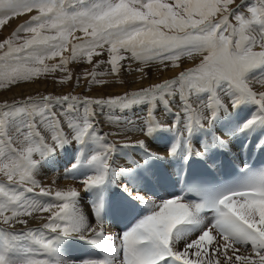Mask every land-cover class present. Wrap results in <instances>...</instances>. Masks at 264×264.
I'll use <instances>...</instances> for the list:
<instances>
[{"label":"snow or ice","instance_id":"1","mask_svg":"<svg viewBox=\"0 0 264 264\" xmlns=\"http://www.w3.org/2000/svg\"><path fill=\"white\" fill-rule=\"evenodd\" d=\"M234 3L0 0V26L36 12L0 43V84L31 80L57 69L68 73L60 81L66 83L72 79L67 67L70 62L86 58L92 64L94 56L105 53L108 59L96 62L85 74L92 76L90 83H103L96 77L105 73L95 69L105 63L111 66L110 73L118 74L125 60L159 61L167 67L165 62L177 66L185 55L201 57L195 68L178 77L124 96L83 100L71 95L45 96L40 101L0 106V175L7 181L0 183V224L27 226L24 217L45 221L39 228L23 232L0 227V264H264V170L251 171L245 166L240 182L210 192L198 202H186L183 197L156 201L136 194L149 214L116 236L106 234L100 204L93 205L95 222H90L81 210L79 190L54 191L36 179L41 162L67 145L69 137L80 146L69 171L87 169L79 180L83 192L102 190L117 175L131 174L132 169L114 166L118 148L107 140V135L123 133H100L93 106L101 111L105 106L124 111L147 105L138 128L144 138L119 148H140L155 159L182 153L187 161L222 145L214 138L202 146V152L193 147L192 138L198 132L211 131L221 113L228 114L242 104L251 103L256 111L238 132L264 128V91L254 90V85L264 86V0L248 6L246 14L240 11L243 4L233 9ZM77 31L87 39L73 44L70 57H64L69 37ZM21 33L30 35L22 37ZM57 56L58 65H45L47 59ZM258 69L262 70L260 76L254 75ZM160 105L168 114L166 123L156 120ZM158 131L175 136L163 155L150 153L145 143ZM139 166L134 164V168ZM36 189L39 196L51 200L38 201ZM43 212L49 215H34ZM70 237L85 240L101 256L66 260L61 244Z\"/></svg>","mask_w":264,"mask_h":264},{"label":"rangeland","instance_id":"2","mask_svg":"<svg viewBox=\"0 0 264 264\" xmlns=\"http://www.w3.org/2000/svg\"><path fill=\"white\" fill-rule=\"evenodd\" d=\"M251 5H256V3L252 0V4H250V6ZM236 8L237 7H233V9H236ZM241 12H244L246 14L247 9ZM32 13L34 14L24 15L23 18H20V19L14 20V18H12L5 25L0 26L1 27L0 28V43H2L6 39L11 38L12 34L21 25L28 23L31 20L32 16L36 15L35 11ZM29 35H30L29 33H21L22 37H27ZM76 37L80 39H77ZM85 39L87 38L84 36L80 37L79 31L73 33L72 36L69 37L68 47L62 53V55L64 57H70L72 45L83 43ZM17 43H22V40L18 41ZM107 59H108V56H107V53H105L102 56H94L92 64L87 63L86 58L83 61L77 60V61L70 62L67 67L71 72L72 79L68 80L66 83H61L60 81L68 73L61 72L59 71V69H57L55 71H49V72L43 73L38 78H33L31 80H21L19 82L12 83V84H8V83L0 84V106H4L6 104L7 105H22V104L30 102V100L40 101L45 96H51L53 98H56V97H62L65 95H71V96L79 97L81 100L85 98L87 99H108V98H112L116 96H124L125 94H131L133 92H138L142 89H147L156 84H160L165 81L178 77L180 72L188 71L189 69L195 68L200 63L201 57L199 54H193L190 56L185 55L181 58L180 61L177 62V66H173L172 62L170 61L167 63V67H165V65L161 66V64L159 63V66L151 72H142L138 70L140 67L145 66V63H141L135 60H125L121 62L124 66L119 69L118 74L110 73L109 70L111 66L105 63V64L100 65L99 68L95 69L98 72L105 73L104 75L96 77L97 81H103V83H90L92 81V76L91 75L86 76L85 74L93 70L94 64L96 62L100 60L106 61ZM59 63H60V56H57L55 58H49L45 61V65L49 68H51L53 65H58ZM149 65H153V64H149ZM255 72H257V70ZM77 81H79L78 84H77ZM177 100H178V97H177ZM248 104L249 103L242 104L240 106L242 113L244 112L245 108H250L249 109L250 112L252 111L253 104L250 103L249 104L250 106ZM93 107L96 109L95 120L99 119L104 124L101 126V129L97 128V130L100 133L105 134L103 130L106 131V134L117 133V132L123 133V135H116V136L113 135L117 139H121L123 141L121 143L117 142L119 143L118 145L115 143V145L118 148L117 150L118 152H116L117 154L115 153L113 159L115 161V157H118V161H115L114 163V166L117 169H119L120 167L131 169L132 167L134 168V164L136 163H139L140 166H143L146 160L148 161L149 159H151L150 156L144 150L139 151L138 149L140 148H130V149L129 148H119V146L122 143L135 142L139 139L144 138L141 135V133L138 131V128L141 126V124L143 123L146 117L147 109H148L147 105H143V104L135 105L129 108V109L133 108L132 110L126 109L124 111H121L119 109H109L107 106H105L103 108V111H101L99 106H93ZM58 108L59 106H57V109H54V110H58ZM230 111L231 112H229L228 114L221 113L220 118H219L221 120L218 121L219 120L218 119L215 123L222 122L223 118H226L232 115L233 112L231 109ZM223 114L225 116H223ZM167 119H168V114L163 112V106L160 105L159 110L156 113V120L161 123H166ZM247 119H249V116L246 115V117L243 118L242 122H245ZM107 136H111V135H107ZM154 137H157L158 140H156V138ZM164 138L168 140L169 144L170 143L173 144L175 142L174 141L175 136L172 133L168 131L156 132L154 135H152L145 141V143H147L148 146L155 152L147 148L148 151L150 153H156L158 150L157 143H161L162 139ZM193 138H194V141H192V145L194 144L195 140L198 138L197 134L194 135ZM112 142H116V141L112 140ZM152 142L154 144H152ZM166 144L167 142L163 143L162 146L166 147ZM169 144H167V148L170 149V146L172 145L171 144L169 145ZM78 147L80 148L79 145L72 143L69 137V143L67 145H65L62 149L58 150L53 155L47 157L44 161L41 162L38 172L36 174V179L40 181V183L44 187L46 188L51 187L54 191L58 189L66 190L68 188H73V187L79 190L80 192L82 191L81 197H80V205L82 206L87 207V203L99 204V201L102 199L101 197L104 194H110L109 193L110 191L106 192V191L94 190V192H97V193H92L90 199L87 202L83 201L82 195L84 197L86 194L89 195L90 193L83 192V189H82V186L79 180L83 179L85 174H87L85 173V171L87 172V169L82 167L75 172L69 171L70 169H72L73 164H75L77 161L76 154L79 150ZM198 147H197L198 149H203L202 146H198ZM126 157L127 159L125 160ZM136 158L137 160H135ZM151 162L156 170L155 164L157 162H161V159L152 158ZM124 165H127L128 167L127 166L125 167ZM133 168H132V172L130 175L121 174V175H117L115 178L116 182L117 181L119 182L118 179L121 178L120 183H123V185L127 183V186L132 187V189L136 190L132 193V195H135V194L140 195L141 193L145 195V191H146L149 194L152 192L151 195L157 197L158 194H161L160 191H173L172 188H166V189L160 190L157 186L158 181H155L153 176L156 174L160 181H161L162 176H160L158 172H154L151 170V168L144 165L143 170L146 171V174L151 173L150 176L156 183V186L154 188L155 191H153L147 184H145L142 181V179L140 178L141 173H139L140 177L136 174L138 173L136 171L138 170V167H135L134 169ZM66 175H68V178H65ZM72 176H75L77 180L72 179L71 178ZM162 179L164 178L162 177ZM125 180L126 182H124ZM0 183H4V184L7 183L6 179L2 175H0ZM123 185L121 186L123 187ZM122 187L119 188L118 186L119 191H122L121 190ZM35 193H36L35 198L38 201L51 200V197L39 196L38 195L39 189H36ZM26 195L29 198H32L34 194L28 193ZM110 197H112V195ZM146 197H149V196L146 194ZM174 197L175 195L173 196V198ZM119 205L122 206L123 208H120L119 206H117V210L115 214L109 220H114L119 223L120 220L123 219L124 213L127 214L129 212L130 206H124L121 204ZM106 206L104 208H106ZM143 207L144 206H142V203L137 202L136 206H134L133 208L134 211H131L130 214L138 215L139 217L147 215L148 212L146 211L139 213L140 210H144L142 209ZM101 208L104 209L102 202H101ZM87 209L89 210L88 207ZM89 212L91 215V211ZM43 213H46V212H43ZM40 214L41 213H35L34 215H36L37 217H40ZM24 219H27L29 221L27 226L24 225V227H19L20 226L19 224L15 225L17 228H14L15 226H7V225H4V226L10 231H13V230H15V232L27 231L28 228L32 227V223L35 222L36 219H32L31 217H24ZM37 219H40V218H37ZM132 220H135V219H132ZM93 222L95 221L93 220ZM0 226L3 227V224H0ZM116 226H118V224ZM104 229L107 235L116 236L118 233L121 232V225L119 223V227L113 228L110 226V223L108 221L107 225L106 226L104 225ZM62 255L66 260L68 259L71 261L86 260L81 250L77 253L76 252H63Z\"/></svg>","mask_w":264,"mask_h":264},{"label":"bare ground","instance_id":"3","mask_svg":"<svg viewBox=\"0 0 264 264\" xmlns=\"http://www.w3.org/2000/svg\"><path fill=\"white\" fill-rule=\"evenodd\" d=\"M256 4H257V0H253ZM241 4H243L244 5V7L243 8H240V11H244L245 9H247V7L248 6H250V4H252V0H235V3L233 4V5H231V7L233 8V7H238V5H241ZM34 12V11H33ZM30 14H34V13H28V14H25V15H30ZM23 16L24 15H22V16H19V17H15L14 18V20L15 19H20V18H23ZM232 22H234V21H232ZM9 26V25H8ZM11 27V26H10ZM1 28V27H0ZM82 36H84V34L83 33H81L80 32V37H82ZM77 38V37H76ZM187 56V55H186ZM159 63L160 62H158V61H153V63H149V64H153V65H149V64H145V66H143V67H140V68H143L144 69V71H142V72H151V71H153V70H155L158 66H159ZM166 64L168 63V62H165ZM161 64V66H164L165 64H162V63H160ZM261 71L262 70H260V69H258L257 70V72H255L254 73V75H256V76H260L262 73H261ZM254 90H256V91H263L264 90V86H261V85H254ZM94 97V96H93ZM90 98H92V97H90ZM250 104V103H249ZM248 104V105H249ZM250 106V105H249ZM250 108H245V110H244V112L242 113V119H240V120H238V123H237V125H235V120L236 119H238V118H236V114H232V115H230L229 117H226V118H223L222 119V122H218V123H215L214 125H219V129H220V133H221V137H222V139H223V145L229 150V154L232 156V157H234V158H237L238 159V157H239V152H240V148H241V146H242V140L238 137V134H237V132H238V129H239V127H240V125H242L244 122H242L243 121V118L244 117H246V115L247 116H249V118L252 116V114L256 111V107H255V105H253L252 106V111L250 112V110H249ZM223 116H225L224 114H223ZM227 116V115H226ZM238 117V116H237ZM221 119H219L218 121H220ZM97 121V128L98 129H101V126L102 125H104L99 119H97L96 120ZM103 132L106 134V131L105 130H103ZM264 132V128H259V133H263ZM206 134V133H205ZM255 135H258V134H255ZM116 136V135H115ZM115 136H113V135H111V136H107V140L109 141V142H111V143H116L117 145L119 144V143H121V142H123L121 139H117ZM165 136V135H164ZM168 136V135H167ZM254 137V136H253ZM263 137H264V134H263ZM154 138H156V140H158L157 139V137H154ZM171 139V138H170ZM169 139V140H170ZM112 140H114V141H116V142H112ZM166 139L164 138V139H162V141H161V143H157V145H158V150H157V152H156V154H160V155H163V154H165V153H167L168 152V150H169V148H167V144H169V142H168V140H166ZM175 141V140H174ZM117 142H119V143H117ZM165 142H167V144H166V147H163L162 146V144L163 143H165ZM254 142L252 141V142H250L249 144H248V148H249V150L247 151V155H251L252 153H254L256 150H258V148L259 147H257V146H255L254 144H253ZM152 144H154L153 142H152ZM171 144V143H170ZM169 144V145H170ZM172 145V144H171ZM194 147H195V149H198L199 147L198 146H203V145H205V143H202L200 140H199V137L195 140V142H194ZM146 147L148 148V149H150L151 151H153V152H155L154 150H152L149 146H148V144L146 143ZM171 147V146H170ZM198 147V148H197ZM130 149V148H129ZM198 150H201L202 152H203V149H198ZM264 150V148H262L261 149V151H263ZM118 152V151H117ZM120 152V151H119ZM121 153V152H120ZM117 154V153H116ZM119 154V153H118ZM124 154V153H123ZM128 155V154H127ZM203 155H205V156H209V155H213V150H211V148L206 152V153H204ZM129 156V155H128ZM142 156V155H141ZM140 156V157H141ZM147 156V155H146ZM122 157H124V156H122ZM130 157H131V155H130ZM143 157V156H142ZM141 157V158H142ZM127 159V157L125 158V160ZM131 159V158H130ZM139 159V158H138ZM135 160H137V158L135 159ZM143 160H144V158H143ZM113 161H114V159H113ZM115 161H118V157H115ZM115 161H114V163H115ZM128 161V160H127ZM132 161V160H131ZM130 161V162H131ZM147 161V160H146ZM161 161H165L167 164H168V166L169 167H173V168H170V176H171V179H170V181H166V180H164V179H162V177H161V181L159 180V178H158V176L155 174L154 176H153V178H154V180L155 181H158L157 183V186H158V188L160 189V190H163V189H166V188H172V189H174V178H175V175L177 174V170H178V168H179V166H180V164L182 163V162H184L185 160H184V158H183V154L181 153L179 156H177L175 159L174 158H169V159H161ZM121 162V161H120ZM124 162V161H123ZM136 162V161H135ZM139 162V161H138ZM143 162V161H142ZM145 163V162H144ZM125 167L127 166V165H124ZM128 167V166H127ZM121 168V167H120ZM133 168V167H132ZM131 168V169H132ZM134 169V168H133ZM149 169V168H148ZM149 172V171H148ZM85 173H87L86 171H85ZM151 174V173H150ZM86 175V174H85ZM123 177V176H122ZM120 179L121 178H119L118 180H119V183H120ZM123 182V181H122ZM124 182H126V180L124 181ZM121 185H123V183H120V185H119V188L120 187H122ZM167 185H168V187H167ZM172 186V187H171ZM125 189H127V190H125ZM121 190L122 191H127V193H133L134 191H136V190H134V189H132V187H129V186H127V183L126 184H124L123 185V187L121 188ZM141 190V189H140ZM82 192V191H81ZM87 193V192H86ZM88 193H90L89 195H85L84 197H83V195H82V198H83V201H88L89 199H90V197H91V195H92V193H97V192H94V191H92V192H88ZM138 193V192H137ZM139 193H140V191H139ZM152 193V192H151ZM151 193L149 194L148 192H146L145 191V195L143 194V193H141L140 194V196H145L146 197V194L149 196V197H151V198H155L154 200H156V201H164V199L165 200H169V199H171V198H173V196L175 195V197H177V191H160V193L161 194H158L157 195V197L156 196H152L151 195ZM154 194V193H153ZM94 195V194H93ZM136 195V194H135ZM135 195H131V196H134L135 197ZM81 197V196H80ZM94 198V197H93ZM136 201L137 202H139V203H141L140 202V200H138V199H136ZM93 202V201H92ZM136 202V203H137ZM96 204V203H95ZM99 204H101V202H99ZM81 206V210H82V212L84 213V215H85V217L87 218V219H89V221L90 222H93V220H92V215H90V209L88 210L87 209V207H85V206H82V205H80ZM142 206H144V204H142ZM142 209H144V210H140L139 211V213H141V212H143V211H146V212H148V214H149V210H148V208H146L145 206L142 208ZM147 214V215H148ZM49 215V213H41L40 214V216H44V217H46V216H48ZM45 221L43 220V219H36L35 220V222H33L32 223V227L31 228H34V229H36V228H39L43 223H44ZM94 223V222H93ZM109 223H110V226L111 227H119V223L117 222V221H114V220H109ZM31 224V223H30ZM118 224V226H116ZM19 227H24V225H20ZM14 228H17L16 226L14 227ZM109 230V229H108ZM13 231H15V230H13ZM67 255H68V253H67ZM77 255V254H76ZM74 259V258H73ZM78 259V258H77ZM69 260V259H68Z\"/></svg>","mask_w":264,"mask_h":264}]
</instances>
